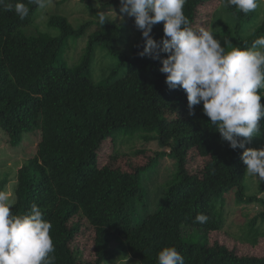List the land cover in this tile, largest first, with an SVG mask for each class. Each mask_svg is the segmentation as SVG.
I'll return each mask as SVG.
<instances>
[{
    "label": "trees",
    "instance_id": "16d2710c",
    "mask_svg": "<svg viewBox=\"0 0 264 264\" xmlns=\"http://www.w3.org/2000/svg\"><path fill=\"white\" fill-rule=\"evenodd\" d=\"M214 1L219 7L209 25L217 36L240 48L264 36V6L262 14L259 8L245 14L234 6L226 7L222 0H186L183 11L190 27L201 16L199 10ZM112 2L119 9V0ZM28 6L29 15L23 20L14 11L0 8V129L12 147L20 145L24 134L39 133L35 154L15 174L10 211L27 214L33 203L41 209L52 224L55 264H110L125 257L139 264H158L157 255L164 247H175L185 264H264V257L241 256L219 243L208 244V232L221 222L222 209L213 205L219 197L222 207L230 196L237 204H258L262 210L257 217L264 220V182H258L256 195L246 196L243 150H232L221 141L201 105L189 115L184 99L170 114L161 113L159 101L185 92L168 89L158 60L138 55L143 51L141 33H136L139 39L128 53L120 54L117 47L129 38V22L109 20L100 26L97 11L89 5L88 19L78 27L55 12L44 25L57 30V36L26 37L22 29L34 23L38 9ZM74 35L86 37L88 44L84 62L70 68L57 59ZM151 36L161 39L163 22L153 26ZM97 47L120 61L109 78L99 83L88 73ZM260 94L264 96V89ZM260 102L264 105V99ZM167 117L171 120L166 121ZM260 125L264 131V119ZM121 133L155 142L161 150L146 166L130 172L98 168L101 145ZM205 135L218 144L210 145ZM192 149L209 155L195 174L186 167ZM166 155L175 160L174 179L156 210L135 222L150 201L141 171ZM8 181L6 174L0 178V192H5ZM198 213L207 217L205 223L195 222ZM78 215L94 230L92 262L77 261L70 248L79 223L69 225V221Z\"/></svg>",
    "mask_w": 264,
    "mask_h": 264
},
{
    "label": "clouds",
    "instance_id": "9594fccd",
    "mask_svg": "<svg viewBox=\"0 0 264 264\" xmlns=\"http://www.w3.org/2000/svg\"><path fill=\"white\" fill-rule=\"evenodd\" d=\"M51 3L52 0H27V3L0 0V8L14 11L23 20L29 15L28 5L43 11ZM222 3L245 14L259 7V0H222ZM185 4L186 0H119L120 15L110 11L120 20L125 16L133 18L144 42L138 55L160 62L159 71L164 74L168 89L185 92L189 115H194V107L201 105L203 115L221 141L232 150H243L240 159L247 175L264 182V146L246 147L261 134L260 121L264 119V105L260 102L264 99L260 94L264 89V36L246 48L232 46L229 39L223 38L222 47L211 27L198 30L190 27L183 11ZM108 11L96 13L100 26L110 22ZM160 22L163 36L156 41L151 32ZM229 46L230 50H226ZM11 209L12 201L0 192V264H55L52 224L44 219L41 209L35 203L27 214L15 215ZM206 221L203 213L195 217L197 223ZM157 261L185 264L175 247L162 248Z\"/></svg>",
    "mask_w": 264,
    "mask_h": 264
},
{
    "label": "rangeland",
    "instance_id": "374dc122",
    "mask_svg": "<svg viewBox=\"0 0 264 264\" xmlns=\"http://www.w3.org/2000/svg\"><path fill=\"white\" fill-rule=\"evenodd\" d=\"M113 0H52V3L43 11L37 9L35 11L36 20L31 25L22 29L23 35L28 36H57L58 31L49 27L48 30L44 25L45 19L48 15L58 12L62 16L66 17L73 27H78L82 21L88 19L87 7L91 5L97 13L108 10V19L120 23L121 21L129 22V38L125 44L120 45L118 51L120 54L125 55L128 53L130 46L135 43L139 37L136 33L140 32L136 29L133 18L124 17L120 20L111 11L113 10L117 16L120 15L119 9L115 7ZM264 0H260L259 11L264 6ZM99 4V5H97ZM199 10L201 16L196 19L193 24V30H198L200 27H211L209 22L214 15V12L218 5V1H214ZM261 16L259 15V19ZM256 24V23H255ZM197 28V29H196ZM94 29V27L92 28ZM251 31V30H250ZM214 32V31H213ZM88 33V32H87ZM216 35V33L214 32ZM86 35V33H85ZM124 39H126V34ZM214 38L221 40L223 45L224 36H215ZM88 42L86 37L83 36H71L66 47L61 53L57 62H64L68 67L74 68L80 66L85 60L86 46ZM119 58L112 56L109 52L101 47H97L94 50L93 57L89 65V74L92 79L99 82H105V79L109 78L111 70L120 65ZM180 92L173 98H167L159 101L158 105L162 114H170L171 109H176L177 106L182 105V101L186 100V94ZM189 110V109H188ZM194 114L196 108L193 109ZM172 118L173 115H170ZM171 120L169 117L166 121ZM206 140L210 145L218 144L212 136L205 135ZM111 138V137H110ZM106 139L97 152V165L98 168L109 167L110 169H121L124 171H132L139 166H146L150 159L153 158L158 148L155 142H144L140 138L134 136L129 137L124 133L113 139ZM211 140V141H210ZM212 141L215 143L212 144ZM264 141V131L261 130V134L252 139L251 143L246 144V147L258 149ZM39 143V133L24 134L19 146L12 147L7 136L0 129V178L5 174L8 176V183L5 188V192L10 200L14 201L13 189L15 187V174L17 170L27 162L36 152L37 144ZM166 153L167 149H163ZM200 151V150H199ZM197 151L192 149L187 154L186 167L190 173H197L208 161L209 155L203 151ZM176 171L175 160L170 156H162L157 158L148 167L141 171L142 184L147 188L149 193L148 206L142 208L135 216V222H138L147 212L156 210L159 206V199L163 195V191L168 188L171 180L174 179ZM245 175V194L246 196H253L258 193V181ZM261 196H264L261 195ZM222 207V198L219 197L214 201L213 205L216 210H221V222L217 229L210 230L207 234V242L211 246L214 243H219L228 249L234 251L241 256H255L264 257V220L257 217L262 208L256 203H243L237 204L234 198L230 196L227 200H224ZM256 218L254 224L253 220ZM73 222L79 223V232L75 235L71 242V250L77 261L82 263H88L93 261L92 246L94 230L89 223L82 216H75L69 221V225ZM125 260V259H124ZM124 260H116L110 264H124ZM127 264H139L136 261L128 258Z\"/></svg>",
    "mask_w": 264,
    "mask_h": 264
}]
</instances>
